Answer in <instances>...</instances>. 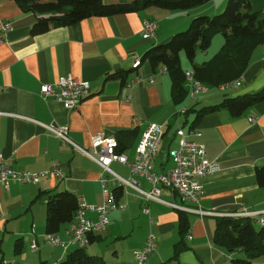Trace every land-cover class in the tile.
<instances>
[{
  "label": "crops",
  "instance_id": "crops-1",
  "mask_svg": "<svg viewBox=\"0 0 264 264\" xmlns=\"http://www.w3.org/2000/svg\"><path fill=\"white\" fill-rule=\"evenodd\" d=\"M226 1L208 0L188 10L148 6L136 12L89 17L34 35L30 29L38 16L23 12L16 0H0V20L10 25L6 31L0 30V153L15 169L45 172L35 184L11 182L7 188L0 187V259L8 264L56 263L75 248L45 242L47 193L69 190L88 204L103 201L99 180L101 175H110L40 123L67 126L70 138L86 148L98 133L120 138L126 144L122 152L131 159L147 125L155 122L164 125L154 155L155 171L173 166L169 151L178 146V128L186 139L203 143L207 159L216 161L219 169L198 179L202 187L198 204L182 201L179 194L161 185L160 198L165 202L146 201L130 187L108 182V189L116 188L117 207L108 212L107 225L91 234L100 238L88 242L86 251L111 264H226L223 260L230 256L213 241L216 218L240 211H264V187L255 178L256 167L264 166V101L240 116L220 110L194 120L197 110L219 102L224 94L236 96L264 86V42L252 51L239 86L224 91L207 88L193 101L186 98L180 104L171 99L167 72L142 59L147 49L186 29L192 18L221 12ZM250 4L264 15V0H250ZM147 19L156 23V31L145 39L141 31ZM222 43L223 37L214 35L207 50L197 52L194 63L209 58ZM180 59L184 70H192L184 53H180ZM137 60L140 63L134 66ZM121 70L130 71L125 84L117 78H106ZM64 75L89 83L88 93L72 109L52 95L45 99L40 95L43 84H52ZM183 106L187 109L180 112ZM54 164L63 176L55 174ZM109 166L121 176L131 177L128 167L117 162ZM139 182L143 189H151L144 178ZM169 203L195 211L180 210ZM178 211L188 217L184 236L178 230ZM85 216L97 219L89 210ZM249 217L260 225L256 215ZM68 225H61L56 232L63 241L68 239ZM149 235L155 238V249L139 263L134 251ZM17 239L21 245L15 252ZM180 240L185 248L175 254ZM32 242H36L35 251L30 247Z\"/></svg>",
  "mask_w": 264,
  "mask_h": 264
},
{
  "label": "trees",
  "instance_id": "trees-1",
  "mask_svg": "<svg viewBox=\"0 0 264 264\" xmlns=\"http://www.w3.org/2000/svg\"><path fill=\"white\" fill-rule=\"evenodd\" d=\"M208 0H133L126 3H106L104 0H16L23 12L37 15L31 26L32 34H40L50 28L67 26L93 16H112L120 13L136 12L148 6H157L170 10H188ZM220 34L223 43L219 49L200 64L194 63L198 51L210 46L214 35ZM264 42V15L252 8L250 0H227L224 9L214 15H200L191 19L186 29L173 34L167 41L147 49L143 60L147 59L156 68L161 66L171 81L170 95L175 104L184 102L188 96V87L184 78L180 53H184L192 63L194 77L207 88L241 78L247 69L252 51ZM140 63V62H139ZM130 71L121 70L110 73L106 78H117L121 84L127 82ZM264 101V86L255 92L236 96L224 94L219 102L203 106L197 110L194 120L205 114L227 110L231 116H240L253 105ZM133 131V130H132ZM118 151L126 147L118 138ZM255 178L259 186L264 187V166L256 167ZM116 194V188L113 189ZM78 208L77 196L69 190L53 191L45 197V231L56 233L61 225L74 219ZM178 230L184 236L188 230V217L184 211H178ZM89 234V242L100 237ZM213 241L222 247L228 255L241 251L246 258L231 257L232 264H254L264 256V225H257L249 216L216 218ZM20 239L14 243V250L20 249ZM86 246V245H85ZM85 246L73 248L56 263L40 261L37 264H108L97 254H90ZM185 248L180 240L174 253ZM0 264H8L0 259Z\"/></svg>",
  "mask_w": 264,
  "mask_h": 264
},
{
  "label": "built area",
  "instance_id": "built-area-1",
  "mask_svg": "<svg viewBox=\"0 0 264 264\" xmlns=\"http://www.w3.org/2000/svg\"><path fill=\"white\" fill-rule=\"evenodd\" d=\"M8 22L0 20V30L6 31L9 28ZM156 31V23L152 20H145L141 31V36L145 39L153 37ZM139 61H135L137 66ZM165 72V68H161ZM184 78L188 87V101H193L195 95L205 91L207 87L194 77L192 70L185 71ZM241 84V78L228 81L217 86L224 91ZM89 83L77 79L71 75H64L52 84H43L40 87V95L45 99L52 95L62 101L67 108H75L82 98L88 93ZM187 106H183L180 112H185ZM250 120H253L250 118ZM43 125L50 133L57 136L64 144L71 145L77 151L85 154L110 176L101 175L100 183L103 189V201L97 204H88L84 199H78V208L74 219L69 222L67 228L68 239L63 241L56 233H46L45 242L49 245H58L66 248L68 245L83 247L89 242V234L102 230L108 223V212L116 208L114 192L108 189V182H112L119 187H130L136 193H139L144 200H156L165 202L160 198V187L164 186L175 191L181 197L182 201L189 200L198 204L202 187L198 179L202 176L213 174L219 169L216 161L207 159V151L203 143L196 140L186 139L185 133L178 128L177 134L180 136L178 146L169 151V157L173 160V166L167 171L157 172L154 170V155L160 147L164 125L150 122L137 144L134 156L130 159L123 152L118 151V141L113 136H104L100 133L91 138V144L88 148L83 147L73 141L69 134L67 126H58L54 124ZM200 135V133H196ZM111 162L120 163L128 167L131 174L130 178H125L110 168ZM58 176L63 174L58 170L57 165L52 167ZM45 172H32L30 170L15 169L10 166L3 154L0 153V187L7 188L11 182L18 183H37L39 178L44 176ZM139 178H144L151 184L150 190H145L140 186ZM172 206L186 211H195L188 207L169 203ZM86 210L95 212L97 219L94 221L85 216ZM143 210L148 212L147 207ZM198 213H205L196 210ZM257 216V223L264 225V211L251 212L240 211L228 214V217L239 216ZM190 238V236H188ZM156 243L153 235L146 238L144 245L134 251V257L137 262L142 263L147 256L155 249ZM32 251L37 249L36 242L30 245ZM264 264V261L259 262Z\"/></svg>",
  "mask_w": 264,
  "mask_h": 264
},
{
  "label": "rangeland",
  "instance_id": "rangeland-1",
  "mask_svg": "<svg viewBox=\"0 0 264 264\" xmlns=\"http://www.w3.org/2000/svg\"><path fill=\"white\" fill-rule=\"evenodd\" d=\"M181 55H183V53H181ZM228 91H229V90H228ZM229 256H230V258H231V257L246 258L245 253H242V252H239V251L234 252V253H232V254L229 255ZM230 258H229V259H225V260H223V262H225L226 264H230V263H231ZM261 261H264V256H263V257H260V258H258V259H256L255 262H254V264H259V262H261ZM106 262H107L108 264H111L110 261H108V260H106Z\"/></svg>",
  "mask_w": 264,
  "mask_h": 264
}]
</instances>
